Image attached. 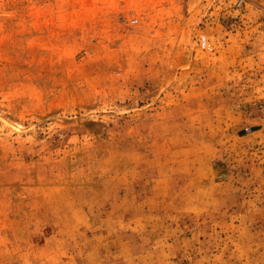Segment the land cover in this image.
Returning <instances> with one entry per match:
<instances>
[{
    "label": "rangeland",
    "instance_id": "1",
    "mask_svg": "<svg viewBox=\"0 0 264 264\" xmlns=\"http://www.w3.org/2000/svg\"><path fill=\"white\" fill-rule=\"evenodd\" d=\"M0 264H264V0H0Z\"/></svg>",
    "mask_w": 264,
    "mask_h": 264
},
{
    "label": "built area",
    "instance_id": "2",
    "mask_svg": "<svg viewBox=\"0 0 264 264\" xmlns=\"http://www.w3.org/2000/svg\"><path fill=\"white\" fill-rule=\"evenodd\" d=\"M201 46H202V48H204L206 50H210L211 49V47L208 45L207 40L205 38H203L201 40Z\"/></svg>",
    "mask_w": 264,
    "mask_h": 264
}]
</instances>
